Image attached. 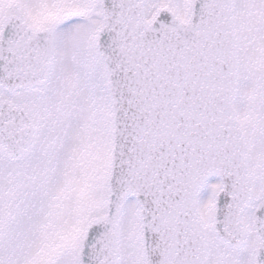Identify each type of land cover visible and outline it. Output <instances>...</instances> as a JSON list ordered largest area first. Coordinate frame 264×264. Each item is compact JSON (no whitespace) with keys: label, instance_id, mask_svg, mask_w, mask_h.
I'll list each match as a JSON object with an SVG mask.
<instances>
[{"label":"snow or ice","instance_id":"6c2138e0","mask_svg":"<svg viewBox=\"0 0 264 264\" xmlns=\"http://www.w3.org/2000/svg\"><path fill=\"white\" fill-rule=\"evenodd\" d=\"M0 264H264V0H0Z\"/></svg>","mask_w":264,"mask_h":264}]
</instances>
